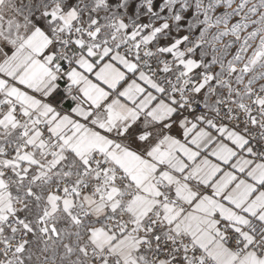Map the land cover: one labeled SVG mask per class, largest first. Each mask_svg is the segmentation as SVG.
<instances>
[{"label":"snow or ice","instance_id":"snow-or-ice-1","mask_svg":"<svg viewBox=\"0 0 264 264\" xmlns=\"http://www.w3.org/2000/svg\"><path fill=\"white\" fill-rule=\"evenodd\" d=\"M0 264H264V0H0Z\"/></svg>","mask_w":264,"mask_h":264}]
</instances>
